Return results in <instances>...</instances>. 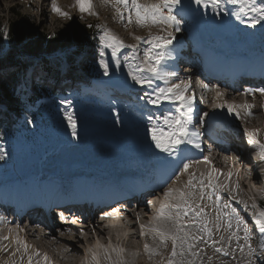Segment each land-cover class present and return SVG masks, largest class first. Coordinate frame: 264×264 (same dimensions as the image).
Returning a JSON list of instances; mask_svg holds the SVG:
<instances>
[{"label": "snow or ice", "instance_id": "obj_1", "mask_svg": "<svg viewBox=\"0 0 264 264\" xmlns=\"http://www.w3.org/2000/svg\"><path fill=\"white\" fill-rule=\"evenodd\" d=\"M102 3L111 6L121 22L126 19L125 28L135 24L140 28L149 29L147 38L130 33L137 43L128 44L106 25H86L89 29L94 27L97 30L92 39L97 41L95 63L102 74L108 77L113 71H126V78L134 86L143 90V95L139 99L160 113L155 116L147 115V136L156 150L173 158L169 163L175 165L174 184H182L181 187H166L163 190V201L160 202L149 224L139 225L142 237L151 235L153 241H159L156 248L146 242L143 246L144 252L148 254L149 259L154 256H163L157 248L167 249L170 241L171 252L166 257V264H198V262L199 264H213V256L207 255V248H211L221 257L231 256L233 260L236 259L235 252L238 249L245 257L243 264H255V261L251 259L256 253L251 243L252 229L249 228L248 222L232 202L234 201L238 206L242 205L246 212L251 208L252 223L262 237H264V208H261L254 198H250L252 199L251 205L247 200L239 198L240 181L237 178L232 182L234 173L231 170L227 172L226 180L220 182V176L223 173L212 164L211 146L208 149L209 156H202L200 159H193L185 154L188 146L203 152L200 128L204 124V117L209 115L208 112H203L197 117V99L192 86V77L180 78L178 71L169 63L176 59L173 42L176 40V33L182 31V24L185 22L184 10L187 5H183V0H102ZM190 3H194L197 8L205 11L211 9L216 16L221 14L235 16L237 20L253 28L257 25L264 26L262 24L264 22V2L258 3L257 0H190ZM73 7L80 12L81 20L84 19L85 14L98 16V13L94 11L93 0H74ZM51 10L58 17L66 20L73 19L70 12L64 11L58 5L57 0H51ZM26 22L31 23L27 17L20 21V23ZM153 28L157 30L155 34L151 31ZM0 39L5 41L10 39V28L6 24L0 26ZM46 39H56V33H51ZM141 45H143L142 48ZM72 51L73 49L69 47L61 49L56 54V70L68 68L67 61ZM50 70L41 68L39 71H34L33 75L36 79L42 80L45 78L46 71ZM28 84L29 81L25 80L23 88L26 89ZM202 87L206 91L215 92L213 109L226 110L227 115L237 120H247L254 115L253 109L256 105L249 103L247 99L240 104L229 102L222 99L226 96V92L218 86L202 83ZM256 93L264 97V87L246 88L242 95L251 96L254 100ZM202 101L203 97H201ZM60 103L63 105V118L71 131V136L76 139L78 138V121L72 110V100L64 99ZM260 107L264 109V103ZM27 122L32 123L30 119ZM116 123H120L118 115ZM244 135L247 144L258 150L259 163L264 165V142L258 138L259 129L250 130L245 127ZM6 156L7 152L0 148V160H4ZM227 159L228 157H225V160ZM200 164L208 166L207 171L197 175L194 168ZM185 174H187V180L182 181L181 177ZM167 179H172V177ZM224 192L229 194L227 200L222 195ZM205 199L211 201V205L204 203ZM153 205V200H147L146 206ZM209 208L215 212L214 217H211ZM114 213L122 214L119 208H113L111 211L102 212L100 220L112 217ZM135 215L136 221H139L140 213L137 212ZM59 217L61 220L66 219L63 211L59 213ZM77 219L73 218L71 223L76 224ZM233 221H235L234 230ZM4 223L9 222L5 216L0 215V224ZM213 223L217 233L221 229L228 233L227 243H225L223 234L219 235L218 239L215 238L213 228L209 226ZM241 227L243 237L238 234ZM23 231L24 228L16 224L14 228H8V235H0V252L9 253L8 259L3 261V264H18L16 259L18 254L19 264H23L25 256H27V264H33L34 257L41 255L38 250L29 253L32 246L21 238L20 233ZM68 232L71 233L72 230L68 229ZM92 232L96 233L95 226ZM79 235L84 237L87 233L80 229ZM241 239L244 243H240ZM233 240L236 241V249L230 252L229 248ZM5 241L9 243L5 244ZM13 244H15L14 248ZM261 248L264 251V244ZM87 252L91 255L90 257L86 255L82 264H103V262L128 264L124 259L125 249L119 245L112 246L110 237L107 246L101 245L97 239L95 247L88 249ZM36 264H40V261L37 260ZM43 264H52L47 253L43 254ZM220 264H225V261L221 259Z\"/></svg>", "mask_w": 264, "mask_h": 264}, {"label": "rangeland", "instance_id": "obj_2", "mask_svg": "<svg viewBox=\"0 0 264 264\" xmlns=\"http://www.w3.org/2000/svg\"><path fill=\"white\" fill-rule=\"evenodd\" d=\"M35 2L37 3L42 2L43 4V0H27V2L26 0H0L1 25L6 24L8 26L10 25L15 26L23 30L24 34L34 35L35 37L36 36L42 37L43 35L47 37L48 35H51V33L55 32L56 36L57 35H60L61 37L68 36L72 40L74 39L76 32L80 35L84 34L83 31L80 32L78 31L80 30V27H84L86 23L87 24L92 23V21L96 23V21H98L99 24L106 25L114 33L120 36L125 43L128 44L137 43V41L132 38L130 33H134L137 36H141V35L148 36L149 29L147 28H144L145 30L136 29V28H131L130 30L126 29L124 27V23H126V19L124 22H121L116 17L113 8L111 6L104 5L102 3V0H93L94 11L98 13V16H89L85 14L84 19L82 20L79 18L81 14L78 11V9L76 7H73L74 0H57L58 5L64 11L70 12V14L73 17L72 20L63 19L61 17H58L56 14H54L51 10V0H45L44 3L46 4L43 6H40L41 4H38L39 10L41 9V7H43V9L40 10V14L38 13L35 14L34 13L35 11H33L35 8L33 4H35ZM257 2L258 3L264 2V0H257ZM48 4L49 7L47 8ZM45 11H48L47 14ZM229 11H231L230 7H229ZM26 17L29 21H31V23L30 24L27 22L20 23V21L24 20ZM193 18H195V20H197V22L200 25L199 34L201 35L202 38H205L206 40H208V38L209 40H213L215 45L223 44V46L226 47L227 49L229 48L227 46L230 45L233 47L230 48L231 51H235V49L238 51V52L235 51L237 55L239 53L240 55H244L245 57L248 58L249 56L246 53L239 51H245L251 55L257 54V52H259L262 49L260 47L264 45V26L262 25H257L255 28H253L250 27L247 23H243L240 20H237L235 16L232 15L221 14L220 16H216L213 14L211 9L207 11L202 10L201 13H196L195 16H193ZM116 24L123 25V28H121L122 26L114 27V25ZM262 24H264V22H262ZM134 26L136 27V25ZM151 31L155 34L157 30L153 28ZM93 32L96 33L97 30ZM222 35H225V37L219 38L220 36L222 37ZM4 44H5V49L1 53V56L4 55L5 52H8L10 50V46H7L8 44L6 41ZM142 47L143 45H141V48ZM77 51L78 53L72 54L69 61H67L68 68L66 70L58 71L55 68V64L53 63L48 64L49 67H52L51 68L52 71L58 73L56 77L57 80L55 81L57 86L59 87L60 93L64 92L65 89L78 88L76 84H81V85L93 84L92 83L93 80L89 78L90 76L86 72V64L88 60L96 61V57L93 58L94 51L90 48L86 49L85 52L81 50H77ZM249 59H251L252 61H256L252 57H249ZM40 62H42V60ZM94 66L97 69L96 71L99 72L102 79L108 78L102 74V71L98 68L97 65ZM46 67L47 66L44 63H38L37 65L28 67L27 78L30 80L29 84H31L32 82L39 81L33 75L34 71H39L41 68L46 69ZM72 67H75L76 70H72L73 69ZM252 67L254 68V65ZM90 69H92V67H90ZM0 74L1 77L6 78V76H9L8 75L9 71L4 72L3 74L2 72H0ZM81 74L83 76H81ZM112 75L114 76V79L121 82L123 81L125 86H122V84L112 85L107 82L103 84L102 90L99 91L94 90L93 92H89L90 90H87L85 92H82V94L93 93L95 97H99L96 100H89L88 102L86 101L80 102L79 100L76 99L77 96H75V101L78 102L79 105L82 106L86 104L88 105L89 108L94 107L92 110L88 111V113H86L84 116H82L80 115L79 112L76 111V106H73L78 121V128H77L78 138L76 139L72 138L71 131L68 128L67 123L63 118L62 109H59L60 106H63L60 103V101L64 99H69L70 95H67L65 98H58L56 94H53L55 97L54 99H52L50 98L49 94L43 92V89L45 87L50 86L51 88L50 87L49 88L51 89V91L55 90L56 88V86H54V84L51 82L49 75L46 73H45V78L42 79V81L40 82L41 88L43 87V85H45L44 88L40 90L41 91L40 93H38L35 90L29 91L27 93L26 89L23 88V84H22L20 90V98L23 99L25 103L37 97L35 101L36 102L35 107L28 109L27 113L34 111L36 107H38L39 105H44L46 106V108L44 109L43 112V118L39 119L38 122L32 123V127H35L34 130H31V134H33L32 139L27 140L26 143L21 142L22 141L20 140L21 138L12 139L11 141L5 140L4 142H0V148H2L5 152H7V156L5 157V159L0 160V182L4 181L6 178L12 175L20 174L14 170V158L15 159L17 158L19 163H21L22 165L30 164L29 167L30 172H27L26 174H30V173L32 174L34 172V169L35 170L37 169L39 172L44 174V177L47 178V181L49 183L48 186L49 185L60 186L59 190H61L64 194L68 192L71 182L72 183L74 182V184L77 183L78 181L77 179L80 177V173L82 172H84L85 175L91 177L92 180L95 181V183L97 181V183L99 184L102 183V185L105 187L106 186L115 187L117 184L111 186V183L120 180L119 174L115 171V168H118L119 170L120 168L133 170L134 167L142 164V163L133 164L134 161L133 158L137 155V149L135 148L136 144L133 141L134 138L133 131H136L140 135V136H136V137H140V140H138V142L140 146L142 145L146 146L147 155L148 157H150L149 146L144 141L147 135V132L146 130H144V128L145 126L146 127L148 126V121L145 119V117H147V115L149 114L159 115L160 113L152 109V110H147L144 114L139 115L138 109L135 108L137 107V105H141L143 102L142 100L138 101V98L141 95H143V92H141V88L138 86H134L131 83V81L126 78V71H120V72L113 71ZM68 76L75 79H70ZM70 80L72 82H69ZM118 84H120V82H118ZM128 85L132 86V89H130ZM84 88L87 89L85 85ZM106 89L112 90V92H114L115 95L118 97L128 98L127 100L128 111L132 112V114L134 113L133 117H135V121H136L134 122L133 127H130L131 124L129 123V120L131 118L128 116V113L122 115L121 111L119 110L109 109L105 107L106 103L112 102V100H110L109 98H107L105 101L104 90ZM128 92L134 93V98L128 96ZM236 97H240V95H237ZM259 98L261 100H259ZM263 98L264 97H261L260 95H258V98L255 96L254 100L252 97L249 98L250 100L248 102L254 103L256 105L255 109H253L255 110V112L253 111L254 115L248 118L247 120H243L242 123L241 120L237 121V119L235 118H233L232 120L226 119L229 122L232 121L231 123L237 126L236 132L237 130L241 129V127L243 129L247 127L250 130L254 128L259 129L262 131L261 139L264 140V109H261L260 107V103L261 104L264 103ZM227 99L228 101L231 102H235V100L236 101L239 100L233 98H227ZM48 102H53V105L49 106V104H47ZM73 103L74 100L72 99V104ZM117 115L119 116L120 123H116ZM5 116H7L6 113H4L0 109V119H3ZM251 119L255 120L254 125ZM13 120L15 121V123H13L14 125L12 126V128L15 129L19 128L18 126H21L22 124L26 125L27 127H30L31 124L27 122L29 120L27 116H23L22 119L18 121H16L12 117L7 116L8 123L11 124ZM142 124L145 126H142ZM246 124L249 125L246 126ZM128 130L130 132H128ZM143 131L145 134H143ZM239 136L245 137L243 131H240ZM14 141L17 143H15ZM18 143L20 145H18ZM183 147L184 146H182V148ZM150 149L151 150L155 149L154 146H152V144L150 146ZM160 155L162 157L160 161L163 162L165 166L169 167V164L167 163L168 161L167 159H169V157L163 153H161ZM32 156H35L37 158V162H33L32 160H29L30 157ZM149 161L151 160L150 159L147 161L144 160L143 165H147ZM23 172L25 173L26 171ZM125 175L131 177L132 172L128 171L125 173ZM83 178L86 177L84 176ZM181 180L186 181L187 174H185L184 177H181ZM177 185L179 187L182 186V184L179 183H177ZM245 185L246 186H244L243 188L241 187L242 192L246 191L248 194H252V195H254L255 193L261 194L258 187L256 188L258 191H256L254 189V186H252L251 184L245 182ZM125 186L126 187L128 186V181L123 183L122 188H126ZM4 187L5 190L7 191L9 187L10 189L13 188V184ZM115 188L118 190L117 193L119 191H120L119 193L123 192V190H121L119 187H115ZM54 190H58V188H54ZM247 193L246 195L252 198V196L248 195ZM222 195L224 196V199L227 200L225 195L224 194ZM204 203L211 205V201H208L207 199H205ZM259 204L261 205V203ZM249 205H251V203H249ZM262 205L264 208V201L262 202ZM233 206L237 207V210L248 222L249 228L252 229L251 243L253 245L254 243L256 244L258 242L260 243V246H256L259 250L258 251L256 250V253L251 257V259L255 261V264H262V262H264V251H262L261 245L264 244V237L261 236L258 229H256L252 223L251 215H250V212L252 210L251 208H249L248 211L246 212L243 210L242 205L238 206L235 203H233ZM208 210L211 213V217H214L215 212L212 211L211 208H209ZM209 226L213 228V233L215 238L218 239L219 235L223 234L222 233L223 229H221L219 233L216 232L214 223L210 224ZM234 229H235V221H233V230ZM134 231L135 233L138 232L137 228H134ZM239 234H241L240 236L243 237L242 227ZM135 235H137V233ZM90 236L92 237V235ZM259 237L260 240L258 241ZM252 238H254V240H252ZM136 241L138 243V252H139L140 249L143 248L141 244L144 241V237L139 236L138 240ZM226 242H227V237H226ZM80 246L84 249L85 243L83 242ZM200 246L202 247L203 245L201 244ZM59 247L63 248V245ZM231 247H233L232 244ZM50 248H53V253L55 255H57L59 258L60 257L62 258V256H59L57 250L53 247V245ZM230 248L229 251L231 252ZM158 249L159 248H157V250ZM167 251L163 253V256H155L152 257L151 259H149V256H147V254H144L140 256L139 260H144L147 262V264H166V257L171 252V242L168 245ZM206 252L207 255L213 256V264H220L221 259L225 261V264H243V260L245 259L243 254H241L238 250H236L235 252L236 259L234 260L231 258V256L221 257L219 254L214 253L211 248H207ZM245 252H247V248H245ZM64 255H66L67 259H69V261L72 264L77 263V260L75 259V255L68 253L67 254L64 253ZM80 255H82V253ZM8 256L9 253L0 252V264H3V261L7 260ZM130 256L132 257L130 259H133L132 254H130ZM16 259L19 264L18 255ZM205 261H206V257H205ZM23 264H27V262H23Z\"/></svg>", "mask_w": 264, "mask_h": 264}, {"label": "bare ground", "instance_id": "obj_3", "mask_svg": "<svg viewBox=\"0 0 264 264\" xmlns=\"http://www.w3.org/2000/svg\"><path fill=\"white\" fill-rule=\"evenodd\" d=\"M44 2H45V0H43V4H42V2L41 3L35 2V4H33L34 7H35L34 10H33V11H35L34 12L35 14H37V13L40 14V10H42L43 7H41V9L39 10L38 4H41L40 6H43V5L46 4ZM48 7H49V4H48L47 8ZM45 12L47 14L48 11H45ZM45 12H43V13H45ZM177 42L178 41H176L173 44V47L175 48V50H176V47H177ZM201 45H202V42H199V44L197 45V48H196L198 51L201 48ZM203 52H204L203 55H202V59L204 60V64H203L204 66L203 67H208L211 70H216L217 73L219 72V70L227 71V73H229L230 76L239 77L238 75H240V74L241 75H244V74H253V75H255V74H257V72L255 70L259 67V65H261V61H252L251 59H249V57L247 58L244 55H240L239 53L237 55L235 53V51H231L230 50V47L227 49L226 47L223 46V44L222 45L219 44L217 46L210 44L209 46L205 47V50ZM174 55H175V52H174ZM169 63L171 65H173V66L175 65V61L174 60L173 61H169ZM253 65H254V68L252 67ZM262 76H264V73H263ZM180 78H182V77L180 76ZM255 96L258 98L257 94ZM212 98L215 99V92H212ZM245 99H247L248 101L250 100L249 97L239 98V100H237V101L235 100V103H238V104L243 103L245 101ZM225 100H228V99L226 98ZM259 100H261V99L259 98ZM260 105H261V103H260ZM216 110L218 112L217 114L222 119L232 120L234 118L233 116L227 115L226 110H219V109H216ZM253 111L255 112V110H253ZM234 120H233V122H234ZM251 120H249V121H251ZM252 121H253V125H254L255 124V122H254L255 120L253 119ZM242 122H243V120H241V123ZM218 125L222 126L221 123H218ZM248 125L246 124V126H248ZM214 136L217 139L216 134ZM196 155H198V157H201L199 154H196ZM235 156L240 158V156L238 154L237 155L235 154ZM246 156H247V153L243 157L246 158ZM190 157H193V156H190ZM244 162H247V160L245 159ZM212 164L216 168L220 169L221 172L223 173V175L220 176V182H224L226 180V174H227L228 171L231 170L234 173V175L232 177V182L236 181L237 178H239L241 187L243 188L244 186H246V185H244L246 181L243 183V175L241 174V172H239V170L236 169V167L233 164L230 165V168H227L226 166L225 167L224 166H220L219 164L215 165L213 163V161H212ZM207 167L208 166H206L204 164H200V171L201 172H206L207 171ZM174 168L175 167H172L171 169H166L163 172V175L168 176V177H171V176L173 177ZM249 168H253V167L249 166ZM44 180H45L46 191L49 192L50 197H52V198H57V197L61 198V197H64V195L65 196L69 195L70 193H73L72 191L74 190L75 186L79 188L80 185H81L80 181H77V183H75V184H74V182L73 183L71 182V185H70V187L68 189V192L66 194H64L61 190H59L60 186L49 185L50 186L49 187L48 186L49 183H48L46 177H44ZM83 181H85L87 183L90 191L92 192L93 196H95V197L96 196H99V197H101V196L102 197H110V196L118 195V193L120 192L119 191L117 193L118 190L115 188L117 186H115V187L114 186L113 187L106 186L105 187V186L102 185V183H100V184L97 183V181H96V183L89 181V179L87 177L84 178ZM166 183H169V181H167ZM122 185L123 184H120L118 187L121 190H123V192H126L127 190H129L128 187L133 186L134 184H133V182L132 183L128 182V186L127 187L125 186L126 188H122ZM233 186H234V184H233ZM54 188H58V190H54ZM256 188H257V186L254 185V189L256 191H258ZM41 191H42V187H41L40 181L38 179H36V177H33V179H30L29 185H27V184H23L22 185L20 183H17L14 186V184H13V188L10 189V187H9V189L7 191L5 190L4 186L0 187V201L4 202L5 205H7L9 202H12V203H14V206L16 208H18L20 206L19 204L22 203V199H25V203H23V205H27L26 204L27 202L29 203L30 201H33L34 197H37V198H40L39 199L40 204H43V192H41ZM60 194L63 195V196H61ZM158 196H161V195H158ZM152 200H154V199H152ZM158 200H159L158 202H160L163 199H158ZM5 210H6V208L4 209L3 205L0 204V215L5 216L7 221L9 222V223L0 224V235H8V228L9 227H13L14 228V226L11 225V222H10V219L8 218V216H6L3 213V212H5ZM141 211L143 213H145V214H142L140 222L145 223V224L150 222L151 218L156 214V213L149 212V210L141 209ZM104 223L105 224L102 225V226H104V228H101L99 230L100 236L98 235L97 237H96V234H95L94 237H91L89 235V232H86L87 233L86 236H84V237L79 236V238H76L74 236L67 237L64 234L63 235L61 234L60 238H62L64 240H69L71 243H73V244L67 245L68 248H66L65 245H63V243L62 244L61 243H56L52 239H50L48 237H44L43 236V239H42L41 234L36 233V232L33 235L24 234L23 232H21L20 236L29 245L32 246L30 248V250H29L30 254H31V252L33 250H38L40 252L41 255L39 257H35L36 261L37 260L40 261V264H43V254L44 253L48 254V256L50 257V259L52 261V264H72L69 261V259H67L66 255H64V253L65 254L68 253V250L71 247H74L73 251H75V252L78 250V248L82 249L83 251H85L83 255H80L82 252L79 251L78 255H76V257H75V259L77 260L76 264H82L83 261H80L79 259L82 258L83 260H85L86 255L90 257L91 253L87 252V250L95 247L97 239L99 240V243L101 245L107 246L109 244V237L111 238L112 246L115 247V246L119 245L120 247H123L125 249V253L124 254H126V251L128 253H134L135 252V254H137V256L134 258V260L137 258V260H136L137 262L141 261V260H139L140 251H143V248L140 249V251L138 252V243L136 241V240H138V237L141 236L140 235L139 225L133 226V225H131L129 223L123 222L122 219H120V218L119 219H114L112 221L104 222ZM106 228H107V230H106ZM134 228H137V231H138V232H136L137 235H135L136 234L135 233L136 230L134 231ZM83 242L85 243L84 249L80 246ZM4 243L6 244V243H9V242L5 241ZM52 245L57 250V253L59 254V256H62V258L61 257L59 258L57 255H55L53 253V248H50ZM62 245H63V248H60L59 246H62ZM12 247L14 248L15 244H13ZM103 264H107V262H103ZM128 264H130V262H128Z\"/></svg>", "mask_w": 264, "mask_h": 264}, {"label": "trees", "instance_id": "obj_4", "mask_svg": "<svg viewBox=\"0 0 264 264\" xmlns=\"http://www.w3.org/2000/svg\"><path fill=\"white\" fill-rule=\"evenodd\" d=\"M92 25L99 24L98 21L94 23H88ZM86 23V25H88ZM80 27V31H83L84 34L80 35L77 32L75 33L74 39H70V37L65 36L61 37L60 35L56 36L54 40H47L46 36H34L24 34V31L10 25V39L6 42L10 46V50L1 56V53L5 49V40L0 39V72L2 74L4 72L9 71V76L6 78L1 77L0 74V104L5 105L8 109L7 114L13 116L15 119H20L22 114L25 113V107L20 100L19 93L17 92V88L21 84L22 78L28 72V67H31L35 63H44L48 66L49 63L55 64L56 59L53 58L56 54L65 48L71 47L73 49L72 54H77V50H81L83 52L86 49L90 48L92 50L97 47V42L95 39H92L96 33V29L93 27L89 29L88 27ZM0 26L1 23H0ZM79 48V49H78ZM77 49V50H76ZM71 54V55H72ZM69 56L68 59H70ZM42 60V62H40ZM88 66L86 68V72L94 77H101L99 72L96 71L94 65L95 61L88 60ZM92 67V69H90ZM51 69V68H49ZM93 72H92V71ZM50 76L54 75V71H49ZM107 79H114V76L111 74ZM113 82H116L114 80ZM44 108L40 109L39 112L30 113V119L32 123L38 122L40 118L43 117L42 111ZM32 123L30 127L22 126L23 129H12L11 125L4 120H0V141L4 142L5 140H12L16 138H21V142L26 143L27 140L32 138V134L29 133L32 127Z\"/></svg>", "mask_w": 264, "mask_h": 264}, {"label": "water", "instance_id": "obj_5", "mask_svg": "<svg viewBox=\"0 0 264 264\" xmlns=\"http://www.w3.org/2000/svg\"><path fill=\"white\" fill-rule=\"evenodd\" d=\"M189 9L194 11V12H198L200 11L201 8H197V6L194 3H189ZM8 46V45H7ZM33 160H36V158H33ZM18 169L20 170V166L17 165Z\"/></svg>", "mask_w": 264, "mask_h": 264}]
</instances>
